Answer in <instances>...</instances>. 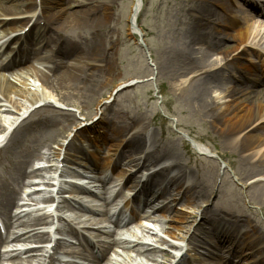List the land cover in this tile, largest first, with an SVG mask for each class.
<instances>
[{"label": "bare ground", "instance_id": "bare-ground-1", "mask_svg": "<svg viewBox=\"0 0 264 264\" xmlns=\"http://www.w3.org/2000/svg\"><path fill=\"white\" fill-rule=\"evenodd\" d=\"M235 1L242 9H245L242 26L241 23L234 20L232 13H228L230 12L228 6L221 8L225 15L216 13L213 7L215 0H199L198 3L188 4L190 19L184 24L180 44L168 56L169 64L163 68V72L173 81L186 80L187 85L181 95L204 123L212 125L217 130L224 146L239 157L238 173L244 181H255L248 187V190H253L256 198L264 200V80H261L262 77L257 70L246 66H243L245 72L238 73L239 71H236L241 67L239 64L241 56L250 51V45L257 43L264 46V32L262 33V30H258L252 24V20L258 16L254 14L255 9L261 7L264 10V2L253 4L245 1L243 4L239 0ZM60 2L61 0H0V31L15 30L13 27L14 18L33 14L35 10H39L43 17L38 20H44V26L40 27V33L46 36L44 45L39 44L35 47L27 40V37L20 41L25 42L26 51L34 55L35 62L40 61L41 68L32 64L9 71L6 66L0 64V114L8 120L7 124L0 121V145L6 153L7 164L10 163L13 166L12 179L17 184L25 183L29 178L26 169L33 159L38 160L41 150L45 149L44 147H49L47 142L57 145V150L50 148V151L56 163L62 165L61 176H66L76 165H84V159H87L91 153L95 155L93 160L97 164L98 153L95 154V149L101 152L103 148H99V145L105 141L97 133L98 129L95 130V127L91 130L75 129V132L70 134L77 123L72 119V114L62 116V118H53V114H48V117L44 118L40 116L42 112L52 111L51 106L55 102L64 103L66 106H75L79 108L78 111L82 115L84 111L82 106L89 104L107 87L105 81H102L104 71H108L109 74L112 68V64L106 63L103 60L104 56H100V52L106 50L102 48L104 37H101L99 31L102 29V25L107 24V15L113 2L111 0H77L74 4L76 12L70 14L67 13V10H63V12L52 15V11L60 5ZM142 4L143 0H133L130 29L134 34L137 32ZM251 6L255 12H252ZM226 8L228 12H226ZM63 14H68V16L64 18ZM215 15L218 18L213 21ZM79 32L91 34L89 38L85 39L84 45L74 38V34ZM223 38L233 40L236 46H223ZM20 39L21 37L18 41ZM51 44H54L52 48L49 47ZM3 46L0 47V52L3 50ZM44 50V54H41ZM239 51H242V54H239ZM69 55L72 58L68 61ZM1 56L0 54V59ZM213 57L216 59L213 60ZM238 82L249 89H238L234 85ZM113 83L114 80H111L110 85ZM228 83L233 87L226 88L224 84ZM256 86H260L262 90L252 97L253 92L251 91ZM118 89V87H113L108 101L111 100L115 92L119 91ZM106 103L100 101L98 105L105 107ZM39 108H43V110ZM101 120L102 117L99 121ZM139 122L138 118H132L130 122H125L114 130L119 145L124 144L126 148L118 156L114 168L126 159H130L129 164H136V166L166 164L146 183L142 184L136 197L137 208L141 204L149 205L157 198V193H154V190L163 179L169 178L168 185L173 189H184L186 186L183 198L184 203L188 206L185 205V209L181 210H188L187 213L175 215L171 213L172 209L163 206L161 209L163 215L153 218L158 222L166 221L182 225L180 227L170 226V231L166 233L174 243L158 241L162 247L166 245L170 250L177 252V255L172 258L174 261L178 260L179 253L186 250V256L184 254L176 263L182 264L190 257V250L195 251L199 246H202L200 240L193 238L194 236L199 238L200 235L193 234V231L196 229V233L200 231L204 237L213 238V235L207 232L209 227L212 225L214 228L219 227L221 219L227 218L217 215L218 213L215 212L205 214L204 211H201L202 207L193 209L196 202L207 198L205 195L208 187L206 182L199 178H193V174L182 167L181 156L171 144L161 146L152 142L149 147L151 150L145 152L149 141L143 131L125 140L128 133L137 128ZM38 134L44 135L42 140L38 139ZM33 137L32 148H30L27 143ZM22 148L24 151L21 153ZM193 149L199 154H212L210 149L205 146L193 145ZM87 153L88 155H86ZM135 156L139 158L135 159ZM109 162L111 161L109 160ZM100 170L101 168L98 167L97 171ZM170 173L174 175L170 177ZM32 174L35 175L36 172H32ZM107 179L106 176L102 179L99 178L98 181L105 187ZM134 179L135 176L131 175L128 181ZM32 186L31 183L28 187ZM59 187L61 193L67 189L64 183ZM167 190L166 188L160 197L165 196ZM85 194L84 199L90 200L91 192L85 191ZM17 199V193L11 190L10 184L4 179L3 174H0V215L7 218ZM239 212L238 215L228 218V221L242 233L241 238L245 245L240 247L235 243L236 238L233 239L232 236L231 239V236H228L229 234L233 235L234 232L226 234V231L224 232V246L222 245L220 253L224 249L227 250V253L234 251L238 260H241L239 264H245V262L242 263L243 258H247L250 264H264V237L247 219L250 213L244 210ZM99 221L95 217H90L88 228H93ZM199 221L200 223H198ZM49 224L46 217L34 218L28 222V228L22 234V238L16 237V240H35L37 244L51 245V234L40 232L43 226ZM124 225L125 222L118 218L117 226ZM196 225L198 227H195ZM149 231L146 232L149 234ZM66 232H68L67 229L61 228L57 231V235L61 236ZM128 232L129 230H120L118 235L122 236ZM91 235L96 237L94 233ZM135 238L137 239L135 243L116 238L112 240V244L125 248L134 245L140 253L150 250L152 245L146 242L145 236L142 235L140 238L135 236ZM79 239H81L80 235ZM216 239L219 238L216 237ZM85 241H87L86 238L82 237V242ZM59 243L55 242L53 248L56 246L59 248ZM109 247L104 249L102 256ZM1 248L2 246H0ZM44 252H47L46 248L29 251V253H33L34 258ZM41 256L44 257V255ZM146 259L158 262L157 255L151 253L146 255ZM214 260L216 263L208 262L206 264H222L225 258L222 254H218ZM55 261V258H51L48 264H56ZM124 262L123 264H126ZM45 263L44 260L42 264ZM172 263L171 261L166 264ZM18 264H22V262H18Z\"/></svg>", "mask_w": 264, "mask_h": 264}, {"label": "rangeland", "instance_id": "rangeland-1", "mask_svg": "<svg viewBox=\"0 0 264 264\" xmlns=\"http://www.w3.org/2000/svg\"><path fill=\"white\" fill-rule=\"evenodd\" d=\"M73 1L63 0V5L56 6L51 14L54 15L63 12V10H67V13L70 14L76 12V8L73 7V3L76 1ZM111 1L113 3L107 15V24L102 25V29L99 31L101 37H104L102 48L106 50L100 52V56H104L103 60L106 63L112 64L110 73L108 74V71H104L102 79V81H105L107 87L97 97H94L89 104L82 106L84 109L82 115L78 111L79 108L75 106H66L64 103L55 102L51 106L52 111L42 112L40 116L44 118L48 117V114H53V118H62V116L65 117L66 115L72 114V119L77 123L72 128L73 131L70 134H73L75 129H88L90 127L89 130H91V128L95 127L104 137H112L117 126L123 125L125 122H130L132 118H138L140 122L137 130L130 132L128 134L129 138L133 133L144 130L143 133L149 141L147 150L152 142L160 144L161 146L171 144L181 156L182 167L191 172L193 178H199V180L206 182L208 188L205 196L207 198L196 202L193 209L195 207H202L201 211H204L205 214L215 212L218 213L217 215L221 214L224 217L228 216V214L238 215L240 210H244L250 213L247 219L251 222V225L256 227L258 233L264 237V200L256 198L253 190H248V187L255 181H244L242 179L238 173L239 157L224 146L217 130L212 125L204 123L192 110L187 100L181 95L182 90L187 85L186 80L173 81L163 72V68L169 64L167 62L168 56L180 44L181 31L184 29V24L190 19L188 4L198 3L199 0H143L138 21V28L142 31L143 44L140 37L132 33L130 29L129 22L133 0ZM224 1L215 0L213 7L216 13H222L221 7L224 5ZM253 1L261 3L264 0ZM235 11L236 13H234ZM235 11H232L235 15V20H238V23H241L242 26L245 14L242 12L243 10L235 9ZM67 16L68 14H63L64 18ZM217 18V15H215L213 21H216ZM252 24L258 30H262V33L264 32V19L257 16L252 20ZM89 36H91L89 32L74 34V38H77V41L83 45L85 39L89 38ZM223 40L224 43L222 45L225 47L236 46L235 42L231 39L223 38ZM249 50L239 60L241 67L236 70L237 72L239 71L238 73L245 72L243 66L251 67V69L262 68L259 64H262V58H264V46L256 43L255 45H250ZM239 54H242V51H239ZM215 59L213 57V60ZM111 80H114L112 85H110ZM224 85L228 89L233 87L230 83ZM234 85L238 89H249V87H244L240 82ZM113 87H118L120 92L108 101ZM261 90L262 88L260 86L253 88L251 91L253 92L252 97ZM100 101L105 103L108 101V103L105 107H102V105H98ZM39 109L43 110V108ZM101 117L102 120L99 121ZM0 121L6 124L8 123L7 118H4L2 114H0ZM40 136L42 139L44 135H39L38 137L40 138ZM185 137L188 139L191 138L190 140L197 142V144L209 148L213 155H217V158L198 155L191 148V145L186 141ZM46 144L49 147H45L42 150L41 157L46 160L48 167H52L51 171L39 173L37 180L43 181L46 185H42L44 192L39 197L41 199H47L49 201L47 205L57 206L56 216L60 215L64 219L60 223V226L74 223L80 224L79 226L82 227L87 222L85 218L88 217H82L77 212L71 213L67 209H62V202L65 196H56L53 193L54 187L52 184L56 183L53 179H58L61 173V165L54 161L50 151V148L57 150V145H52L50 142ZM109 150L111 151V148ZM4 160L7 161V157L5 152L1 150L0 162H4ZM144 170L146 169H141L140 171L143 172ZM170 206L175 215L188 212V210H181L188 206H185L183 200H180L176 204L170 203ZM88 207L93 208L95 211H100L98 204H92ZM145 212L146 214L152 213L153 210L148 209ZM47 214L42 215L48 216ZM148 216H152V214ZM160 216L157 215L156 218ZM145 224L146 227L136 229V233L139 237L141 235L146 237V242L152 245L150 250H145L144 253H140L137 247L132 245L128 251H120L121 256L119 260L125 261L124 263L126 264H166L171 261L175 263L177 260L174 261L172 258L177 255V252L170 250L166 245L162 247L158 241L163 240L168 243H174L168 238L166 233L170 231V226L180 227L182 225L166 221L158 222L154 219H151V221L147 219ZM132 226L135 228L136 222H133ZM195 227H198V225ZM48 230L49 227H46L45 232L49 233ZM146 231H149V234ZM196 231L195 229L193 231L194 233H192L197 236L200 235V237L196 238L194 236L193 238L199 240L201 233L200 231L196 233ZM52 237L54 242H60L59 246L63 245V241L60 240L61 237L56 235H52ZM134 237L132 235L130 239L136 242L137 239ZM35 242V240L26 242L25 246L29 249L40 250L44 248L45 245H39ZM53 246L54 243L51 245L50 254L43 253L47 263L50 257H56V254H54L56 251H54ZM206 249L210 248L202 246L198 252L202 255L203 253H207ZM58 250L61 251V248ZM65 251L77 252V248L69 247ZM150 253L157 255L158 262H151L146 259V255ZM183 253L179 254L181 255ZM41 255L39 254V258H41ZM31 256V254L23 256L22 263L37 264V262L32 263ZM237 259L234 258L235 263L240 262ZM244 262H246L245 264H250L249 261H245V258L242 263Z\"/></svg>", "mask_w": 264, "mask_h": 264}]
</instances>
